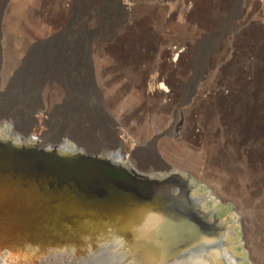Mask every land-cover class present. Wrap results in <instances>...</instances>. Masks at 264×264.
<instances>
[{
	"label": "rangeland",
	"instance_id": "obj_1",
	"mask_svg": "<svg viewBox=\"0 0 264 264\" xmlns=\"http://www.w3.org/2000/svg\"><path fill=\"white\" fill-rule=\"evenodd\" d=\"M101 2L96 10L93 0H0V111L16 107L6 117L20 129L37 119L29 133L43 145L68 138L89 151L118 149L140 173L193 171L239 216L247 257L264 264V232L253 224L264 198L256 173L264 171V0ZM31 55L42 57L43 74L29 85L21 61ZM174 121L189 150L171 136ZM219 131L252 169L243 189V177L224 189L221 168L204 169ZM129 139L142 146L132 154Z\"/></svg>",
	"mask_w": 264,
	"mask_h": 264
},
{
	"label": "water",
	"instance_id": "obj_2",
	"mask_svg": "<svg viewBox=\"0 0 264 264\" xmlns=\"http://www.w3.org/2000/svg\"><path fill=\"white\" fill-rule=\"evenodd\" d=\"M11 129L9 122L0 125L4 249L22 243L24 235H36L50 240L48 250L65 244L84 254L76 264H181L192 253L200 259L215 253L210 242L222 235L225 221L233 220V253L239 264H251L239 216L221 205L198 209L190 199L195 183L189 176L176 169L140 173L118 149L87 153L68 138L38 146L35 137ZM102 223L114 227L108 225L103 235ZM217 254L224 260L221 251Z\"/></svg>",
	"mask_w": 264,
	"mask_h": 264
},
{
	"label": "bare ground",
	"instance_id": "obj_3",
	"mask_svg": "<svg viewBox=\"0 0 264 264\" xmlns=\"http://www.w3.org/2000/svg\"><path fill=\"white\" fill-rule=\"evenodd\" d=\"M93 1L95 3L96 10H100L102 8V7L100 8L101 3H102L101 0H93ZM206 10L207 9H205V11ZM205 13L208 14V10ZM45 59H48V58H45ZM21 62H22L21 63V69H25V67L27 69L26 70V73L27 74H26V78H25L26 82H28L29 85L35 83V81L37 79V76L43 74L42 67L40 66V64H42V57L39 56V55H35V56L34 55H31V57L28 56L26 58H23ZM71 72L70 73L68 71L67 72L66 71H63L62 72L63 75H64V77H66L65 78V81L67 80V78L73 80L72 79ZM17 76H15V82L17 81L15 83V90L16 89L19 90L20 88H22L21 83H22V78L23 77L19 78ZM79 81H80V84H81V81L82 80L80 79ZM16 86H19V87L17 88ZM29 89L32 91L33 87L30 86ZM197 93H200V92L197 91ZM151 94H152V92H151ZM85 97H80V100H79L80 103H84L83 100H84ZM16 110H17V108L15 107V109H13L12 111H2V112L0 111V125L2 123H4V122L11 123L9 121V119H7L6 115L7 116L12 115V117H14L13 115H14V112H17ZM30 121H31V123L28 124L24 129H20L15 124L11 123L12 124L11 132L12 133L20 134L24 138H27L28 135H30L32 137H35L33 134H30L29 132L31 130V126L32 125H35L36 126L37 119H35L34 117L31 116ZM94 121H96V120L95 119L94 120H90V123L91 122L93 123ZM176 122L177 121H174L173 122V125L174 126L176 125ZM44 123H47V125H48V124H51L52 121L50 122L48 120L47 122L44 121ZM97 123L98 122L96 121L93 124L96 125ZM38 126H39V123H38ZM48 126H51V125H48ZM113 127H115V132H119V130H120L119 126L116 127V125L113 123ZM13 128L16 130V132L13 131ZM38 129H39V127H38ZM178 129L175 130L174 133H171V136L174 137L175 140H178L180 138L179 130ZM115 134L116 133H114V136H115ZM156 137H158V136L156 135ZM42 138L46 139L47 137L42 136ZM49 141L52 142L50 144H55V143H58L57 141H59V140L56 139V138H51V140H49ZM117 142L119 144H123L121 140H118ZM134 142H135V144H134ZM139 143H140L139 141H136V140L135 141H132V140L129 139L128 140V148H127V151L130 154L134 153L135 151H137V149H138L137 145ZM36 144L38 146H44L42 144V142H39L38 141L37 138H36ZM45 145H47V144H45ZM84 150L87 153L97 152V151H89L88 149H84ZM105 150L108 151L106 148H105ZM117 159H114V160L115 161H118ZM185 161H187V163H191V161L192 162H195V161H198V160H196V159L194 160L191 156H188L187 159L185 158ZM174 169L178 170L180 173H182V174H184L186 176H189L191 179H193V182L195 183V187L192 189V193L190 194V199H191V202L198 209H200V210H202V211L205 212V210H207L208 208L209 209L212 208V210L213 209L215 210L216 206L218 207L220 205L219 204V201H222V200H220L214 194V192L210 189V187L208 185H204V184L200 183L199 180L198 179H195L190 173H188V172H186L184 170H181V169H177L175 167H170V168H168L167 170H164V171L174 170ZM191 170H193V169H191ZM157 172L158 171H156V172H150V173H147V174L148 175H150V174H156ZM209 197L212 198V202H210L208 204V202L206 201V199H208ZM85 218L86 219H89V220H93V217L90 216V215H88V216L86 215ZM102 224L103 225L100 226V228H99L98 231L99 232L101 231V233L103 235L108 233V228H107L108 225L111 228H112V226L114 227V225H111V224H106V223H102ZM234 224L235 223H234L233 220H232V222L225 221L223 223V226H224L223 229L224 230L221 233L222 235H220L216 239V241L210 242V248H209V246H208V248L210 250H212L213 248H215L214 249L215 253H212L211 254L209 252L211 255L209 253H204L201 259H200V256L201 255L196 257V256H193V253H192L189 256H187V255L184 256L182 258V263L181 262L180 263L181 264H222V263L223 264H239L240 262H239L238 256H236L233 253L234 252L233 251V247H234V241H233L234 240L233 239V234H234L233 233V230H234L233 228L234 227L233 226H234ZM239 224H240V220H239ZM240 229H241V227H240ZM35 237H36V235L35 236L24 235L22 238H20L23 241L22 243L16 242L15 245L10 244V246H8V249L7 248L4 249L0 245V264H76L75 263L76 261L82 259L85 256L84 254H80V253H77V252H72L71 250L69 251V248L67 246H65V244H57L54 247V249L48 250V248L50 247V246H48V244H50V242H49L50 240L48 238H44V239L42 238V239L37 240ZM109 237H107V238L109 239ZM241 238L243 239V237H241ZM37 241H41V242H37ZM243 246H244L245 250H247L246 247H245V245H243ZM218 251L219 252L220 251L222 252V254L224 256V260H223L222 256H221V259H220L219 254H217ZM248 257H249V254H248ZM249 260H250V263L251 264H254L252 262V260L250 259V257H249Z\"/></svg>",
	"mask_w": 264,
	"mask_h": 264
},
{
	"label": "flooded vegetation",
	"instance_id": "obj_4",
	"mask_svg": "<svg viewBox=\"0 0 264 264\" xmlns=\"http://www.w3.org/2000/svg\"><path fill=\"white\" fill-rule=\"evenodd\" d=\"M173 68H174V66L171 67L170 70H172ZM77 74H78V71L77 70L74 71L73 79L77 78ZM92 89L93 90L91 91V93H92V95H94V97H96V92L98 89L96 90L94 87H92ZM89 93L90 92H87V95H89ZM94 107H96V106H94ZM95 109L98 111L97 108H95ZM176 111L177 112L180 111L178 107H175V112ZM203 117L207 118L206 114H204ZM167 122H169V121H167ZM167 125L168 126L166 128H164V131L162 130V133L169 135L168 131L171 130L172 124H167ZM178 128L179 127L177 125H175L173 129L177 130ZM213 131L216 132L215 129ZM179 134H180V146L185 145L186 148L189 150L190 149L189 147H191V145H190L191 143L189 144L188 142H186L184 140V138L182 137V135L180 133V130H179ZM212 137H213V138H211L212 145L210 147L205 148L206 152H205V155L203 156V160H201L202 164H204L206 166V167H204V169H206V171H207L209 168H212V167L213 168H219V169L221 168L220 173L218 172L217 175L219 176V179L222 181V184L224 185L222 187L224 189H226L227 186H230V187L234 186V182H235V180H237L236 179L237 175L240 176L241 178L243 177V179L240 182V184H241L240 189H243L245 187V184H243L244 180L245 179L248 180L247 179L248 173L249 174L252 173V169L247 164L246 156L245 155H238V153L236 152V149L230 143L224 141V139L222 138L223 137L222 131H219L218 133L213 134ZM152 142L148 141V138H147V140L146 139L144 140V143H146V144H152ZM139 146L142 147L141 144H139ZM94 151H99V150H94ZM144 154H147L146 151H144ZM150 158H151V156L150 157L148 156V159H150ZM204 161H205V163H204ZM240 171H242V174L240 173ZM256 173H257V175H262V174H264V171H261L258 169V171ZM191 174L194 178H196L198 180H202L198 176L196 177V174L193 171ZM215 192H217V191L215 190ZM262 192L264 194V183L262 186ZM222 194L223 193H220L221 196H222ZM254 206L256 208H258V212L254 216L253 224L256 223L261 228V230L264 232V198H262V200L260 202L254 203ZM243 220L246 221L245 217Z\"/></svg>",
	"mask_w": 264,
	"mask_h": 264
}]
</instances>
